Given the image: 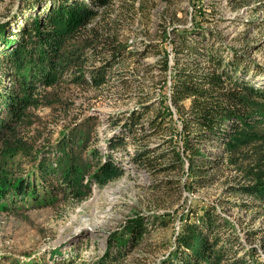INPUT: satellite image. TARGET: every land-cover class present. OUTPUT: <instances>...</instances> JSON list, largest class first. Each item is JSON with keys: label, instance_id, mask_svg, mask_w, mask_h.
Listing matches in <instances>:
<instances>
[{"label": "trees", "instance_id": "1", "mask_svg": "<svg viewBox=\"0 0 264 264\" xmlns=\"http://www.w3.org/2000/svg\"><path fill=\"white\" fill-rule=\"evenodd\" d=\"M114 1L34 0L21 21L0 23V212L28 199L41 205L59 193L79 202L91 185L125 175L113 154L131 147L130 163L152 180L148 192L164 200L180 198L183 186L194 192L211 186L238 156L257 154L242 180L228 182L223 205L264 215V85L255 82L257 66L227 49L202 23L176 31L172 64L162 57L158 79L164 94L155 97L153 83L138 82L137 106L108 119L104 155L91 116L72 120L42 146L43 140L22 132L35 111L68 114L71 103L55 94L60 88L99 91L115 68L140 62L134 57L144 54L104 25ZM230 1L242 6L255 0ZM152 72L147 66L145 74ZM123 76L122 90H133ZM180 221L172 248L157 264H264V229L241 234L214 204L190 208ZM151 228L139 215L129 219L124 233L109 239L103 260L116 264L124 238L138 243Z\"/></svg>", "mask_w": 264, "mask_h": 264}, {"label": "rangeland", "instance_id": "2", "mask_svg": "<svg viewBox=\"0 0 264 264\" xmlns=\"http://www.w3.org/2000/svg\"><path fill=\"white\" fill-rule=\"evenodd\" d=\"M33 1L0 0V23L7 24L14 18L21 21L22 10ZM104 18L109 32L127 41L130 50L144 55L134 57L140 59L137 64L131 61L115 68L111 81L99 91L74 86L57 90L55 94L59 98L71 103L68 117L64 112L43 108L34 112L28 130H22L43 140L40 146L53 143L72 120L91 116L95 119L92 127L98 134L95 142L104 155L106 139L111 134L108 119L137 106L136 93H142L136 88L138 82L153 83L155 97L164 94L159 90L163 87L162 79H158L162 57L167 56L172 64L176 31L201 23L227 49L257 66L255 71L259 74L255 82L264 85V0L242 6L230 0H115ZM14 27L12 23L10 29ZM145 66H152L153 72L145 74ZM121 75L134 85L133 90H122L118 83ZM126 152L131 153L132 148ZM127 153L113 154L125 175L104 186L91 185L89 195L79 202L59 193L41 205L28 199L9 211L0 212V264H99L100 260L101 264H113L103 260L109 239L124 233L127 221L136 215L146 218L152 228L138 243L125 237V247L120 256L116 255L119 257L116 264H157L172 248L180 220L187 210L200 204L216 205L221 214L240 227L241 234L246 229H264L263 214L223 205L227 197L225 188L231 184L228 182L233 178L242 180L258 159L257 154L249 151L238 156L236 165L218 174L211 186L195 192L183 186L180 198L173 196L164 200L148 192L152 189L150 176L136 169ZM247 180L251 181V177Z\"/></svg>", "mask_w": 264, "mask_h": 264}]
</instances>
